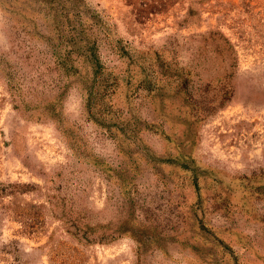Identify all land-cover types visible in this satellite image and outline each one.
<instances>
[{
  "label": "rangeland",
  "instance_id": "374dc122",
  "mask_svg": "<svg viewBox=\"0 0 264 264\" xmlns=\"http://www.w3.org/2000/svg\"><path fill=\"white\" fill-rule=\"evenodd\" d=\"M0 264H264V0H0Z\"/></svg>",
  "mask_w": 264,
  "mask_h": 264
}]
</instances>
